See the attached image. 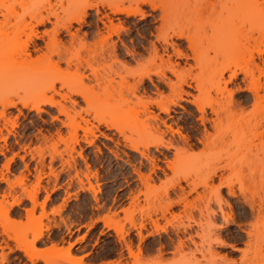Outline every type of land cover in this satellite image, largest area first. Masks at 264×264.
<instances>
[{
  "label": "bare ground",
  "instance_id": "6f19581e",
  "mask_svg": "<svg viewBox=\"0 0 264 264\" xmlns=\"http://www.w3.org/2000/svg\"><path fill=\"white\" fill-rule=\"evenodd\" d=\"M69 4L67 8L60 4L63 15L53 10L44 15L37 12L29 16L30 25L34 27L46 23H50L52 27L39 34L31 26L23 49L24 55H45L46 52L56 55V60L51 61L37 79L40 86L47 87L50 95H43L36 101L56 107L67 117L69 108L75 109L82 102L86 106L83 113L92 114L97 123L92 128L84 129L91 136L90 139L83 140L86 145L94 147L97 154H102V149L95 144V131L108 140L112 138L100 128L118 132L123 137V146L138 154L139 159L135 160L137 166L130 159L126 162L132 166L131 171L136 175L138 183L148 189L145 193H139H144L147 197L153 194L159 200L158 206L152 208L153 218L149 211L145 213L148 222L143 214L138 222L135 221L130 215L132 211L129 207L122 208L124 221H113L117 212L104 214L99 219L106 228L112 225L118 242L124 245L126 251V255L120 251L112 264H140L145 260L153 264H233L232 261H226V256H218L215 250L214 244L237 249L234 244H227L215 233L218 226L214 220L217 216L221 217L223 224H229V221L237 224L247 240V248L242 250L239 261L235 263L264 264V236L259 239L257 237L264 232V199L259 196H256L259 199H254L258 191L251 193L249 190V197L252 196L249 198L248 189L244 185L239 184L237 193L231 183L221 181L219 176V183L209 191L206 203L192 206L187 197L195 192L194 199L203 201L204 194L197 192L194 184L187 185L188 190H185L181 185V175H177L175 180L160 190L150 185V182H155L158 173L165 174L166 170L179 173L181 154H192L199 145V153L225 158L226 162L221 166L224 170H236L237 165L233 162L238 155L245 156H238L240 160L250 158L249 161L252 160L258 168L259 165L263 166L264 0H69ZM144 6H148L150 11H158V15L153 17V21L158 22L154 27L155 34L150 33L155 40H149L148 46L141 41H131L130 46L121 41L119 44L113 41L112 36L117 37L123 29L122 23L129 22L131 17L144 18ZM90 10L94 12L95 20L91 23L94 26L90 34L93 41L87 42L86 33L79 37L71 29L74 23H85L91 16ZM205 13L208 16L205 17ZM118 15H122L124 21L118 18L119 21L115 23L114 16ZM51 17L54 21L50 20ZM123 30L127 32L128 28ZM62 33L69 36L66 45L60 38ZM37 40H41L43 46ZM178 59H183V65ZM133 62L139 67L138 70H131ZM205 71L207 72L203 76ZM70 72L76 74L73 80H61L62 75ZM122 72L130 75L132 81L122 75ZM16 74H10V78L18 80ZM152 75L156 76V83ZM117 76L121 81H115ZM238 79L242 86L237 82ZM146 80L155 89L154 92L147 88ZM231 84L234 90L229 87ZM31 85L30 82L22 85L16 83L13 91L17 92ZM235 92L240 95L237 99ZM55 96L59 99H55ZM20 103L22 107L29 105L26 101ZM185 104L194 107L197 112L194 116L193 110H186L187 117L185 115L184 118L191 120L190 131L197 135L194 137L181 132V126L178 125L180 121L173 115L175 107L183 109ZM7 105L14 104L8 102ZM247 105H250L248 111L245 110ZM34 107L39 110L38 105L34 104ZM118 116H123L130 123L146 126V131L124 135V127L116 122ZM88 121L83 118L84 123ZM174 133L180 140L178 137L175 139ZM118 144L115 143V149L104 146L113 158L119 157ZM75 145L79 146L76 155L89 170L85 149L74 139L71 150L74 151ZM151 148L162 155L164 166L159 164L161 159L157 156L149 155ZM167 152H172L174 158L168 159ZM143 160L148 163L147 172L142 170L145 167ZM90 172L91 170L87 174ZM216 175L215 169L211 171L209 179L213 180ZM223 188L228 196L243 197V205L247 208L242 206L241 217L248 219L243 226L236 223L232 205L221 193ZM87 191L94 200L97 199V190L92 185L89 184ZM35 192L36 190L28 192L32 208L37 204ZM139 193L135 194V198L134 195L130 196L131 200L135 199L134 204L138 202L136 199H139ZM211 201L217 205L216 210L211 208ZM14 204H18V201H14ZM223 204L229 207V213L223 210ZM40 205L43 208V203ZM177 206L178 212H172ZM138 211L143 213L141 207ZM4 216H7L6 211ZM181 217H185L186 223L180 220ZM161 220L164 221L163 224ZM173 220L177 222L174 223ZM125 221L129 224L128 228H125ZM131 230H134L137 237L134 250ZM100 233L103 234L104 230ZM161 233L165 236H161ZM153 234L159 238L147 243V238ZM38 237L40 234L35 235L33 240ZM195 237L199 238L198 242ZM69 246L70 244L63 248L52 244L49 250L70 257ZM167 254L171 256L165 259L163 256ZM196 254L199 256L196 257ZM72 260L77 264L82 262L81 258Z\"/></svg>",
  "mask_w": 264,
  "mask_h": 264
},
{
  "label": "rangeland",
  "instance_id": "374dc122",
  "mask_svg": "<svg viewBox=\"0 0 264 264\" xmlns=\"http://www.w3.org/2000/svg\"><path fill=\"white\" fill-rule=\"evenodd\" d=\"M60 4L64 8L70 5L69 0H0V264H77L72 260L73 258H81L82 264H112L120 251H123L122 253L125 255L126 251L124 245L118 242L112 225L110 228H106L99 219L104 214L117 212V216H113V221H124L125 214L122 212V208L129 207L132 211L130 215L135 221L138 222L141 214H143L148 222L145 213L149 211L153 218L152 208L159 204V200L155 199L153 194L148 197L143 195L145 190H148L147 187L138 183L136 175L131 171L132 166L126 162L130 159L131 163L137 166L135 160L139 159L138 154L123 146V137L118 132L113 129L104 130L100 128L112 138V140H108L95 131L97 134V137L94 138L95 144L102 149V154H97L94 147L87 146L83 141L85 138H91L84 129L92 128L97 123L92 118V114L83 113L86 106L82 102L75 109L69 108L67 117L60 113L56 107L43 104L42 101L40 103L36 101L43 95L46 97L50 95L47 87L40 86L37 79L40 73L48 68L49 63L56 60V55H51L48 52L45 55L32 53L30 57L24 55L23 49L27 42V36L31 31V26L34 27L30 25L29 16L37 12L44 15L53 10L57 11L59 15H63V8ZM143 9L146 14L144 18L131 17L129 22L122 23L123 29L128 28V31L120 30L117 37L116 35L112 36L113 41H117L118 44L121 41L128 46H130L131 41L134 43L141 41L148 46L149 40H155L154 35L151 36L150 33L155 34L154 27L158 22L153 21V17L158 15V11H150L148 6H144ZM89 13L91 16L86 19V22L79 25L74 23L71 31H76L79 37H83V34L86 33L85 40L92 42L93 39L90 34L93 32L94 26H91V23L94 22L95 17L92 10ZM206 16L208 13H205ZM118 18L120 21H124L122 15H118L114 16L115 23L119 21ZM50 20L54 21L52 17ZM51 27L50 23H46L45 25H37L33 29L34 32L41 34L42 31L49 30ZM60 38L66 45L69 36L62 33ZM36 42L43 46L41 40ZM178 61L183 65V59H178ZM138 69L137 64L133 62L131 70ZM14 72L17 73L15 76L18 80L10 78V74ZM206 72H203L202 75L204 76ZM122 75H125L130 82L132 81L130 75L124 72ZM75 76V73L70 72L60 78L63 81H71ZM239 76L241 77V75ZM151 77L156 83V76L152 75ZM118 78V76L115 77V81H121V78L120 80ZM29 82L32 83L31 87L17 92L13 91L16 83L22 85ZM237 82L241 86L243 85L240 79ZM148 87L154 92L155 89L151 85ZM229 87L234 90L232 84ZM164 90L166 91V88ZM152 95L154 96V94ZM239 96L235 92V99ZM55 99H59V97L55 96ZM21 101H26L29 105L22 107ZM8 102H12L14 105L9 106L7 105ZM34 104L38 105V111ZM184 106L185 109L175 107L173 115L180 121L178 125L181 126V132L194 137L196 134L190 131L191 120H184V118L187 117L186 110H193L194 116L197 115V112L194 107L186 104ZM249 109L250 105H247L245 110L248 111ZM161 116L165 117L164 114ZM83 118L88 119V123H84ZM125 120L123 116H118L116 119V122L124 127V135L130 136L136 131H146V126ZM175 134L176 139L178 135L175 136ZM74 139H77L80 146L85 149V155H87V161L90 164V176L87 174L89 170L86 169L83 160L76 155L79 146L75 145L74 151L71 150ZM177 139L180 140V137ZM193 141L195 140L193 139ZM115 143H119L118 158H113L104 147L115 149ZM198 148L201 146L199 145ZM198 148L192 154H181L179 173L175 174L170 170H166L165 174L158 173V179L156 177L155 182H150V185L152 184L151 186L160 190L175 180L177 175H181V185L185 190H188L187 185L194 184L197 192L204 194L203 201L195 200L196 194L192 192L187 197L190 200V205L202 206L206 203L211 188L218 185L220 176L221 181L231 183L237 193L239 184H242L248 189L247 193L249 190L251 193L258 191L254 199L261 197L264 199V163L262 167L259 165L260 168H258L254 162H251L252 160L249 161L250 158L244 159L245 156L238 155L244 158L240 160L241 158L238 156V158L233 157L235 158L233 163L237 165V167L235 166L236 170H224L221 169V166L226 162L225 158L221 157V159L217 155L199 153ZM172 154V152L166 153L168 159L174 158ZM149 155L157 156L161 159L159 164L164 166L163 157L157 150L151 148ZM143 162L145 167L142 170L147 172L148 163L146 160ZM241 165L244 166L239 167ZM250 167L252 168L250 169ZM215 169L217 175L213 177V180H210L211 171ZM84 174H87L88 177H85ZM89 184L97 190L96 200L87 191ZM32 190H36L35 202H37L33 208L32 201L28 197V192H32ZM143 191L144 193H139ZM138 193L139 199H136L138 202L134 204L135 199L132 201L130 196L133 197L134 195L135 198V194ZM221 193L232 205L233 214L236 215V223L243 226L242 224L246 220L248 222V219L244 220V217H241L242 206L245 207L243 197L228 196L225 188L221 190ZM247 195L249 197L251 194L248 193ZM14 201H18V204H14ZM42 203L43 208L40 205ZM210 206L214 210L217 209V205L212 201ZM222 206L224 211L230 212L227 205L223 204ZM140 207L143 213L138 211ZM178 208V206L174 207L171 211L176 213ZM5 211L7 212L6 217L4 216ZM180 220L186 223L185 217H181ZM173 221L174 223L177 222L176 220ZM214 221L218 226L215 233L227 244H234L237 248L232 250L230 247L214 244L218 256H226L228 263L232 261L233 264H236L242 250L247 248V240L244 234L239 231L238 225L231 223V221L229 224H223L220 216H217ZM160 222L163 224L164 221L161 220ZM202 222L204 223V220ZM124 223L125 228H128V222L125 221ZM147 227L150 230L149 224ZM204 227L207 231L208 228L205 224ZM168 229H170L169 226ZM101 230H104L103 234L100 233ZM37 234H40V237L33 240ZM130 236L134 243V250L137 243L134 230H131ZM161 236L164 237L165 235L161 233ZM263 236L264 232L258 234L257 237L259 239ZM158 238V235L153 234L147 238L146 242ZM195 240L198 242L199 238L195 237ZM52 244L63 248H67L70 244L68 248L70 257L50 251L49 248ZM23 248L27 251H24ZM170 256L167 254L163 257L166 259ZM198 256L199 254H196V257ZM140 264L153 263L145 260Z\"/></svg>",
  "mask_w": 264,
  "mask_h": 264
}]
</instances>
